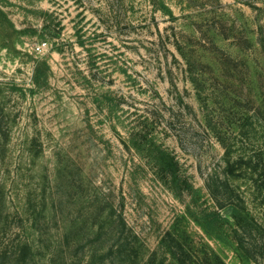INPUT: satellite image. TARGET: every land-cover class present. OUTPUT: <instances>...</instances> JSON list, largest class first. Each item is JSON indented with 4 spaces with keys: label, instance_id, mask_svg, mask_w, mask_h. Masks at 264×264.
I'll use <instances>...</instances> for the list:
<instances>
[{
    "label": "rangeland",
    "instance_id": "obj_1",
    "mask_svg": "<svg viewBox=\"0 0 264 264\" xmlns=\"http://www.w3.org/2000/svg\"><path fill=\"white\" fill-rule=\"evenodd\" d=\"M0 9L13 27L0 45V264H171L162 238L172 230L225 264H255L236 252L228 223L200 219L231 220L204 182L223 176L221 142L264 146V0ZM180 50L204 74L197 87ZM159 147L178 161L177 181L158 169ZM232 182L264 225V204Z\"/></svg>",
    "mask_w": 264,
    "mask_h": 264
},
{
    "label": "trees",
    "instance_id": "obj_2",
    "mask_svg": "<svg viewBox=\"0 0 264 264\" xmlns=\"http://www.w3.org/2000/svg\"><path fill=\"white\" fill-rule=\"evenodd\" d=\"M258 27L255 45L261 48L264 59V23L259 24ZM0 28L4 32L3 39L0 38V45L7 47V42L12 38L13 27L11 28L10 22L6 20L1 9ZM180 54L187 66L185 72L187 76L189 75L190 82L197 87L204 75L202 70L197 71L192 67L189 54L183 50H180ZM256 117L264 127V93L257 106ZM0 135H2L1 132ZM221 143L225 151L223 176L218 171H214L206 177L204 182L217 208L230 210L231 220L224 218L218 211L204 212V219L200 220L206 226L228 223L236 252L248 261L264 264V225L247 207L245 192L243 193L241 187L232 182L242 178L251 189L252 198L264 204V146H256L255 149H238L225 141ZM156 163L160 172L167 178L177 181L178 161L171 153L160 147L157 148ZM162 247L171 256L173 260L171 264H225L212 248L199 250L197 247H188L173 230L166 232L163 236Z\"/></svg>",
    "mask_w": 264,
    "mask_h": 264
},
{
    "label": "built area",
    "instance_id": "obj_3",
    "mask_svg": "<svg viewBox=\"0 0 264 264\" xmlns=\"http://www.w3.org/2000/svg\"><path fill=\"white\" fill-rule=\"evenodd\" d=\"M40 49V48H39Z\"/></svg>",
    "mask_w": 264,
    "mask_h": 264
}]
</instances>
